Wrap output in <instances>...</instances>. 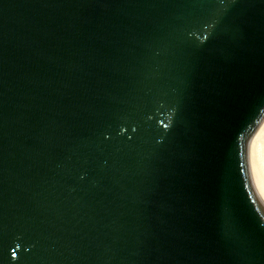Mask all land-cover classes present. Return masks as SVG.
<instances>
[{"label":"water","instance_id":"water-1","mask_svg":"<svg viewBox=\"0 0 264 264\" xmlns=\"http://www.w3.org/2000/svg\"><path fill=\"white\" fill-rule=\"evenodd\" d=\"M264 0H0V264H264Z\"/></svg>","mask_w":264,"mask_h":264},{"label":"bare ground","instance_id":"bare-ground-1","mask_svg":"<svg viewBox=\"0 0 264 264\" xmlns=\"http://www.w3.org/2000/svg\"><path fill=\"white\" fill-rule=\"evenodd\" d=\"M258 132L261 134V136L264 139V120L263 122L257 127Z\"/></svg>","mask_w":264,"mask_h":264}]
</instances>
